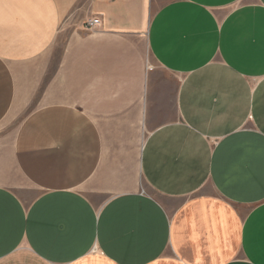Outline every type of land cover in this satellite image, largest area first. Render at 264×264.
Listing matches in <instances>:
<instances>
[{
	"label": "crops",
	"instance_id": "obj_1",
	"mask_svg": "<svg viewBox=\"0 0 264 264\" xmlns=\"http://www.w3.org/2000/svg\"><path fill=\"white\" fill-rule=\"evenodd\" d=\"M0 264H264V0H0Z\"/></svg>",
	"mask_w": 264,
	"mask_h": 264
},
{
	"label": "rangeland",
	"instance_id": "obj_2",
	"mask_svg": "<svg viewBox=\"0 0 264 264\" xmlns=\"http://www.w3.org/2000/svg\"><path fill=\"white\" fill-rule=\"evenodd\" d=\"M41 104L40 101L35 100L31 103L30 107H27L26 109L23 110H19L16 114V116L12 117L6 127V131H5V135L8 136L10 138V140L13 139V136L16 133V130L18 128V126L20 125L21 121L23 120V118L31 111L33 110L35 107L39 106ZM17 181L19 182V187H23V188H27L28 185L26 184L25 180L22 178H17Z\"/></svg>",
	"mask_w": 264,
	"mask_h": 264
},
{
	"label": "built area",
	"instance_id": "obj_3",
	"mask_svg": "<svg viewBox=\"0 0 264 264\" xmlns=\"http://www.w3.org/2000/svg\"><path fill=\"white\" fill-rule=\"evenodd\" d=\"M100 24H101V20L99 18H92V19L87 20L86 27L88 29H93L96 26H99Z\"/></svg>",
	"mask_w": 264,
	"mask_h": 264
}]
</instances>
